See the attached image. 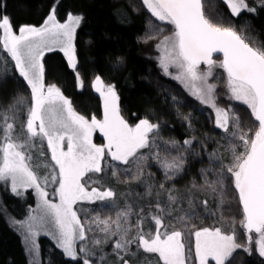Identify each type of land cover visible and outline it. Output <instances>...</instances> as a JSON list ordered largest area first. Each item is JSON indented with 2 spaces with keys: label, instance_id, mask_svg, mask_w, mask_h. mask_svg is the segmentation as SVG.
I'll use <instances>...</instances> for the list:
<instances>
[{
  "label": "snow or ice",
  "instance_id": "6c2138e0",
  "mask_svg": "<svg viewBox=\"0 0 264 264\" xmlns=\"http://www.w3.org/2000/svg\"><path fill=\"white\" fill-rule=\"evenodd\" d=\"M142 2L152 16L174 26L172 34L164 36L157 44V49L161 52L160 67L164 74L170 75V68L177 69L172 78L183 84L202 104L214 110L216 127L228 135L225 150L232 153L231 163L224 165L218 150L211 153L210 161L220 165L217 179H205V185L200 188L217 193L223 204L224 172L231 174L242 206L243 218L240 225L245 230L246 244L255 243L259 255L264 257V43L257 44L234 28L213 22L205 13L204 0ZM224 3L233 16H238L243 10L255 11L246 0H224ZM57 4L58 0H54L49 15L41 26L22 25L18 32L14 31L8 16L0 17V45L15 62L16 70L31 90V103L28 97L18 95L7 108H0V181L10 180L13 192L18 187L35 188L40 197L41 214L31 217L35 224H27L28 232L34 237L38 234L35 231L36 225L43 226L50 220L56 229L53 238L58 247L76 260L78 253L75 241H83L88 237L85 223H82L73 206L78 201H100L104 207H111L117 195L110 186L105 187L104 176H98L92 181L89 174H101L106 169H111V176L118 178L121 169L108 163L110 157L112 161L123 165H135L134 175L131 167L122 171L132 179H138L143 175L144 162L150 158L138 153L141 149H148L152 153L153 147L159 148L155 139L159 125L147 118L141 119L134 126L130 125L120 114L115 86L106 85L100 76L95 78L92 86L103 98L102 120L95 116L89 120L78 114L59 87L45 85L42 62L45 51L59 49L67 57L70 67L76 69L73 41L82 17L69 13L66 21L60 22L56 14ZM214 53L222 54V60L214 59ZM201 65H205L206 69L201 70ZM215 68H221L226 73L230 99L246 105L251 116L258 122L254 132L251 128L245 131L241 127L240 117L231 106L227 109L218 106L216 85L209 83ZM77 79L82 88L83 81L79 80L78 73ZM22 112L24 120L20 118ZM96 130L102 133L106 144L97 145L93 142L92 136ZM150 133L154 134L151 139ZM165 143L175 148L178 142ZM191 143V140L184 141L185 145ZM238 147L242 151H237ZM152 158L159 163L166 180L173 179L183 171V153L176 156L169 153L163 158L156 153ZM40 167L50 168V177H39L37 170ZM209 171L211 169H202L201 174L206 177ZM41 179L44 185L58 184L55 192L59 196V203L49 199ZM90 182L97 186L91 187L89 191ZM159 187L166 192L169 204H176L182 199L174 193V189H165L163 183ZM151 188V185H147L146 194L151 195ZM191 188L195 189L197 185L193 183ZM191 203L189 199V204ZM203 204L206 206L208 200H204ZM156 208L161 214L148 217L154 222V231L144 229L143 209L134 213L131 204L118 210L115 219L97 215L92 223L105 233V237L95 239L93 243L101 245L111 237H117L113 251L123 264H133L131 257H135L139 251L155 254L162 264H188L192 255V245L186 241L187 221L190 217L188 214L177 217L181 225L179 228L172 224L166 225L164 209L159 203ZM133 215L137 219L130 224L129 218ZM167 215L171 216V212ZM169 227L171 231L168 230ZM88 231L92 229L88 228ZM253 233L257 234L255 240ZM191 235L195 238L198 264H209V258L215 264H226L237 249L250 250L237 242L234 229L227 232L221 227H204ZM80 252L86 256L93 255L85 247H81ZM126 256L129 258H125ZM83 264L93 262L84 258Z\"/></svg>",
  "mask_w": 264,
  "mask_h": 264
},
{
  "label": "trees",
  "instance_id": "16d2710c",
  "mask_svg": "<svg viewBox=\"0 0 264 264\" xmlns=\"http://www.w3.org/2000/svg\"><path fill=\"white\" fill-rule=\"evenodd\" d=\"M246 2L249 7L255 8V11L243 10L238 16H233L224 0H204V10L213 22L225 27H232L242 36L257 44L264 43V0H246ZM53 3L54 0H0V17L8 16L15 28L26 24L36 25L43 21ZM71 12L80 14L82 17V24L75 39L76 69L70 67L59 52L46 54L43 59L45 85L59 87L63 95L72 102V106L78 114L89 120L92 116L102 120L103 98L92 86L95 78L100 76L106 85L115 86L119 97L120 114L130 125L134 126L141 119L149 118L151 122L155 121L163 128L170 126L176 135L181 136L179 128L189 125L188 123L191 122L190 108H197L198 105L195 104V99L189 95L187 90L172 78L174 70H169L170 75L164 74L160 67L159 53L157 55L149 53V45L154 43L157 38L156 31L164 24L161 25L152 18L142 0H58L59 19L65 18ZM77 73L79 80L83 81L82 88L79 86ZM219 73L220 87L217 92L221 94L225 92L226 73L223 69ZM18 95L28 97L30 103L29 87L16 70L15 63L0 48V108H7ZM231 108L239 115L241 127L245 131H248L249 128L253 132L256 130L258 124L246 105L232 104ZM185 117L188 119L186 120ZM20 118L21 120L25 119L23 112L20 114ZM207 126L209 127L206 121ZM200 127H203L204 136H210L211 133L206 130V127L204 128V124ZM18 130L19 128H17ZM249 134L251 135V133ZM179 136L177 135V137ZM160 138L156 139L159 148L153 147L152 153H149L148 149H142L138 155L144 154L150 157L143 164V172L156 185V191L154 193L153 189L152 195H157L168 205V199L165 200L163 195L159 196L160 193L165 192L159 187L163 183L165 189L171 185L179 186L180 192L174 190L175 194L185 198H194V203L191 205L180 207L171 213L172 217L176 219L179 215L184 216L185 214L190 217L187 221L190 229L186 232L187 244L192 245L193 243L191 233L200 229L201 226H212L213 224L223 230L230 229L232 231L234 229L237 242L243 244L245 240L241 236L242 230L239 227L243 212L231 174L224 172V198L223 204H221L220 196L217 193L203 191L200 188L205 185V179L216 180L219 169L210 167V164L203 159L200 160V155L203 154L198 148H191L184 142L181 143L176 137L162 136ZM166 141L178 143L175 148H172L165 143ZM94 142L103 145L107 141L102 133L96 130ZM45 151L47 152L46 146ZM156 153H159L161 158L169 153L172 156L183 153L185 157L183 171L173 179L166 180L159 163L152 158ZM48 157H50L49 153ZM113 165L121 169L118 178L107 176L104 177L105 182L108 181L115 185L119 191L122 189V191L132 190L133 187L141 184V175L138 179H132L128 173L122 171V169L131 167L134 175L136 173L135 165L124 167L118 161L113 162ZM202 169H211V171L205 177L201 174ZM42 171L43 169L40 167L37 170V175L40 176ZM98 176L103 175H90L92 181L96 180ZM193 183L197 185V188H191ZM96 186L95 183L90 182L89 189ZM208 196L209 199H207ZM201 198L208 200L206 206L201 205ZM4 199L5 203L0 207V264H30L22 237L11 225L30 205V197L19 200L9 195ZM25 200L26 202H24ZM128 204L132 205L135 213L132 199L114 202L111 207L101 205L92 209L86 208L82 220H84L85 227L93 225L89 227L92 231H88L87 228V233L91 234V240L100 231L92 223L94 217L99 215L101 218L112 217L115 219L117 211L124 209ZM167 205L165 204V207ZM198 205H201L205 211V216H203L205 222L203 223H198L196 214L192 215ZM130 219L131 217L129 218L131 224L133 222ZM94 229L97 230L94 231ZM133 230L135 231V229ZM38 244L41 264H83L81 259L77 261L67 259L46 238L39 239ZM145 260L142 258V263L145 264ZM106 264H115V261L112 258ZM226 264H264V257L260 256L256 250L251 253L237 250L226 261Z\"/></svg>",
  "mask_w": 264,
  "mask_h": 264
},
{
  "label": "rangeland",
  "instance_id": "374dc122",
  "mask_svg": "<svg viewBox=\"0 0 264 264\" xmlns=\"http://www.w3.org/2000/svg\"><path fill=\"white\" fill-rule=\"evenodd\" d=\"M148 12L152 16V14L149 10H148ZM71 13L73 15H79L80 16V14H76L73 12H71ZM56 14H57V19L63 23L66 21L69 13L63 19H59L57 12H56ZM48 15H49V13H47V15L45 16V18L43 19V21L41 23L36 24V25H32V26H41ZM152 18L157 23H159L161 25L164 24L156 31L157 32V38L155 39L156 41L154 43H152L151 45H149V47H150L149 53L155 54V52H159V50L157 49V46L155 44L159 43L164 38V36L171 35L173 30H174L173 29L174 26L168 24L167 22L159 21L154 16H152ZM81 24H82V20H81L79 26H77V28H76L75 38L73 41V44L75 47V56H76L75 39H76L77 31H78L79 27L81 26ZM26 25H30V24H26ZM13 28H14V31L18 32L19 27H17V28L13 27ZM160 30H162V31H160ZM0 35H2V30H0ZM0 48L3 52H5L2 48V45H0ZM51 52L61 53L68 63L67 57H65L64 53L61 52L59 49H56V50L51 51ZM48 53H50V52L45 51L44 57ZM5 54L9 58H11L7 52H5ZM44 57H43V59H44ZM68 65H69V63H68ZM220 70H221V68L220 69L215 68L213 70L214 71L213 77H211L209 79V83H213L216 85V97H217L218 106L227 109L232 104L244 105L239 101H235V100L230 99V93L226 87V81H225V92L221 93V94H219L217 92V90L220 87V83H219L220 78L218 77L220 75V73H219ZM177 71L178 70L176 69L175 74ZM214 77H216V78H214ZM177 82H178V84H180L179 81H177ZM26 84H27V82H26ZM27 86H28V84H27ZM182 87H184V86H182ZM29 90H30V87H29ZM187 92L189 93V95L193 99H195V104L198 105L197 108H195V107H192L193 109L190 108L191 122L188 123L189 125H186L184 127L179 128L180 129L179 132L182 135L181 136H179V134H177V135L180 138L177 137V135L173 131V128H171L170 126H169V128L168 127L163 128V127L159 126V131L157 134H155V139H161L160 137L166 136L169 138L176 137L179 139V141L181 143L184 142L185 140H191L192 143H191V145H188V146H190L191 148H194V149L198 148L199 150H201L203 155H200V160L203 159L208 164H210L209 165L210 167L213 166L216 169H219L220 165L215 161H210L209 155L213 152H216L217 150L219 151L220 158H221L222 163L224 165L231 163L232 153H231V151L225 150L228 146V135L226 133H224L222 129L217 128L216 125L214 126V122H215L214 110L211 107H209L208 105L202 104L199 100H197L194 96H192L188 90H187ZM30 96H31V90H30ZM30 103H31V101H30ZM201 106H204V107L200 108ZM206 121L208 122L209 127L208 126L206 127ZM152 123L157 124V122H155V121H153ZM201 124L202 125L204 124V128L206 127V130L209 133H211L210 136H204L203 127H200V126H202ZM197 127H198V129H197ZM199 127H200V129H199ZM212 127H213L214 131L211 130ZM230 127H231V125H230ZM171 130L173 133L170 132ZM149 136L151 139V138H153L154 134L150 133ZM92 139L94 142V132H93ZM235 143L239 144L238 141H235ZM97 145H99V144H97ZM237 151H242V148L238 147ZM113 162H116V161H112L111 158L108 157V163L113 164ZM128 166L129 165H124V167H128ZM42 169H43V171L39 177H41V178H43L45 176L50 177L51 169L45 168V167H42ZM111 171H112L111 169H106L105 173H101V175H103L104 177L111 176ZM90 175H93V174H89V176ZM87 178L88 177H85V179H87ZM140 183L141 184H139L138 186L136 185L135 187H133L132 190H124V191H122L123 189L119 191V189L115 185L109 183L108 181L105 182V187L110 186L116 192L117 195L114 197V202L130 201L132 199L134 201L133 206H134L135 213L140 212V209H143L142 215L145 217L143 227L145 230H152V231L155 230L154 222H152L150 219H148V217H149V215L161 214L158 211V209L156 208L157 203H159L160 206L164 209L163 215L165 216L166 225L172 224L178 228L181 227V225L178 223L177 219L172 217V214H171V216H168L167 213L175 212L180 207H183V206L187 207L188 205H190L189 203H187V201H189L190 197L185 198V197H182V195H179L180 197H182V199H180L176 204H169V202H168V205H167L166 201H163L157 195L146 194L147 185L152 186L151 192L154 189V193L156 191L155 190L156 185L153 181H150L148 179L147 174L145 172H143V175H141ZM41 184L43 187H45V190L48 192L49 199L54 203H59V196L55 192V189L58 188V184L49 183L48 185H44L42 179H41ZM169 188H172L175 191L180 192L179 186H174V185L172 186L171 185V186H169ZM88 190L90 191L91 189H88ZM9 195L18 198L19 200H21V199L24 200L27 197H30V199H29L30 205L27 208H25V210L21 214V217H19L17 221H13V223L11 224L12 227L22 237V241H23L24 248H25V253L27 255V260L30 264H41V256H40V252H39L40 247L38 244V241L41 238H46V239L50 240L54 244V246L59 251H61L67 259H69L71 261H77L78 259H81L83 261L84 258H88L93 262V264H103V262H104V264H106V262L108 260L113 258L115 261V264H123L122 261L118 260L116 253L113 251V244H114V241L117 239V237H111V239L107 240L106 243L101 244V245H96L93 243V240L104 239L105 233L99 231L94 235V237L91 240V237H90L91 234L89 235V233H87V228H89L90 226H93V225H87V227H85L86 228V236L88 237V239L83 240V241L77 239L75 241V247H76V250L78 253V258L76 260H73L71 257L67 256L65 254V252L63 251V249L58 247L56 239L53 238V233L56 232V229H55L54 224L50 220L48 222L44 223L43 226L36 225L35 231H37L38 234L35 235L34 237L31 236L30 233L28 232L27 224L28 223H34L35 224V221H32L31 217L39 216L41 214L40 209H39L40 197L37 195L35 188L18 187L17 191L13 192L10 180L9 181H0V207L5 203L4 198L9 196ZM160 195L165 196V200L168 199L166 192H164L163 194L160 193L159 196ZM207 199H209V196ZM204 200H206V199L203 198V200H202V198H201V205H204L203 204ZM191 201H192V203H194V198H191ZM24 202H26V200ZM165 204L167 205L166 207H165ZM101 205H103V204L100 201H97L95 203H90L88 201H78L73 207L75 210H77V214L80 217L82 223H84L83 222L84 220H82V219L85 215L86 208L92 209L93 207L101 206ZM201 205H198L195 209L196 211L192 214L193 216L195 214L197 215L198 223L205 222V217H203V216H205V211H204V208L201 207ZM136 219H137L136 215L134 217L131 216L130 221H132L134 223ZM22 224H23V226H21ZM222 224H223L222 226H224V223H222ZM204 227L213 228V227H218V225L213 224L212 226H201V228H204ZM239 227L242 230L241 236L245 240V242L242 245H245L250 250H245V248H239L237 250H244L247 253H251V251H254V250L258 251L255 243H253L251 245L246 244L245 230L241 227L240 222H239ZM95 230H97V229H94V231ZM168 230L171 231L172 229L169 227ZM189 230L190 229L188 226L186 229V232H188ZM132 231H134V230H132ZM224 231L230 232V229L224 230ZM130 235H131V233H130ZM252 235H253V240H255L257 238V234L253 233ZM192 238H193V243H192L193 252H192V255L188 261V264H198V260L196 259L195 252H194L195 251V248H194L195 238L193 235H192ZM33 241L35 242L34 244H33ZM81 247H85L88 250V252L92 253L93 255L86 256L85 253L80 252ZM134 248H135V246H133V249ZM186 251H187V245H186ZM102 256H103V259H101ZM125 258H129V257L126 256ZM142 258L146 259L145 260L146 262L144 261L145 264H162V262H160L158 260V257L155 254H145L143 251H139L135 257H131V259L133 260V264H144V263H142ZM209 264H215V261L212 260L211 258H209Z\"/></svg>",
  "mask_w": 264,
  "mask_h": 264
},
{
  "label": "flooded vegetation",
  "instance_id": "af4514ba",
  "mask_svg": "<svg viewBox=\"0 0 264 264\" xmlns=\"http://www.w3.org/2000/svg\"><path fill=\"white\" fill-rule=\"evenodd\" d=\"M174 29V28H173ZM158 44V43H157ZM157 44H155L156 46H157ZM154 45V46H155ZM159 53V55L161 56V52L159 51V52H156L155 54L157 55ZM213 58L214 59H216L217 61H219V60H222V55H214L213 56ZM206 69V66L205 65H201V70H205ZM218 69H220V68H218ZM169 70H174V72L172 73V75H175V68H170ZM180 83V82H179ZM181 84V83H180ZM182 86H184L183 84H181Z\"/></svg>",
  "mask_w": 264,
  "mask_h": 264
},
{
  "label": "water",
  "instance_id": "95a60500",
  "mask_svg": "<svg viewBox=\"0 0 264 264\" xmlns=\"http://www.w3.org/2000/svg\"><path fill=\"white\" fill-rule=\"evenodd\" d=\"M214 55H222V54H220V53H214L213 56H214ZM222 58H223V57H222ZM256 123L258 124L257 121H256ZM236 192H237V191H236ZM237 195H238V193H237ZM239 204H240V203H239ZM240 207H241V209H242V206H241V205H240Z\"/></svg>",
  "mask_w": 264,
  "mask_h": 264
}]
</instances>
